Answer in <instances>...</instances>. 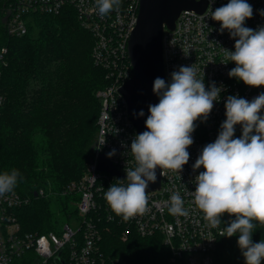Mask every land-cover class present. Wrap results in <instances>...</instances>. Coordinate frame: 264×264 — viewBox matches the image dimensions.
<instances>
[{"label": "built area", "instance_id": "built-area-1", "mask_svg": "<svg viewBox=\"0 0 264 264\" xmlns=\"http://www.w3.org/2000/svg\"><path fill=\"white\" fill-rule=\"evenodd\" d=\"M228 2L207 0L203 13L183 11L175 28L164 30L165 81L170 83L171 73L181 66L195 64L197 78L204 79L206 89L215 82L217 87L222 86V91L207 119L195 121V130L191 134L194 142L187 149L190 154L188 163L180 172L161 169L159 189L147 193V211L125 221L110 208L104 194L118 180H124L126 186L127 178L112 175L100 166L104 158L126 177V170L136 167L130 147L138 134L131 122L127 102L119 90L133 75L128 46L138 22L140 0H127L118 12L113 10L104 17L98 14L95 0H4L5 26L11 37H22L28 33L27 18L33 14L59 15L63 10H73L82 27L92 33L95 39L94 61L107 70L110 82L96 92L101 110L92 159L84 176L59 193L63 199L77 197L74 202L77 223L73 227L65 224L61 229L45 234L24 232L17 210L28 205L30 200L14 190L5 193L0 196V264H119V261L107 258L101 249L102 222L120 227L123 240H127L131 233L141 238L160 237L170 253L166 264H214V254L222 237L220 232L235 217L225 213L221 216L219 228L209 229L204 213L190 194L195 191L196 176L204 171L203 167L194 171L193 164L203 147L217 138L226 119L227 97L236 95L251 101L264 93V86L250 87L228 75L236 65L225 61L223 49L234 51L235 39L229 30L221 32V23L211 18L212 11ZM246 2L252 6L253 16L245 21L244 26L254 30L264 26V0ZM261 115H264V109ZM234 127L235 139L242 133V126ZM112 149L116 154L109 158L107 153ZM173 193H179L184 200V207L189 211L187 217L169 213ZM49 195L40 190L37 197Z\"/></svg>", "mask_w": 264, "mask_h": 264}, {"label": "trees", "instance_id": "trees-1", "mask_svg": "<svg viewBox=\"0 0 264 264\" xmlns=\"http://www.w3.org/2000/svg\"><path fill=\"white\" fill-rule=\"evenodd\" d=\"M126 3L121 0V6ZM27 19L28 33L11 37L0 16V174L18 171L14 191L30 200L17 210L22 228L45 234L57 231V212L66 216L77 200L59 193L84 176L92 159L101 110L96 92L110 81L94 61L92 33L73 10ZM40 190L50 195L35 197ZM253 223L252 240L260 242L264 225ZM100 230L104 255L119 264H166L169 258L160 237L131 233L123 240L121 228L107 222ZM238 239V233L221 237L214 264H245Z\"/></svg>", "mask_w": 264, "mask_h": 264}, {"label": "clouds", "instance_id": "clouds-1", "mask_svg": "<svg viewBox=\"0 0 264 264\" xmlns=\"http://www.w3.org/2000/svg\"><path fill=\"white\" fill-rule=\"evenodd\" d=\"M95 3L101 17L113 10L118 12L121 6V0ZM252 16L253 8L246 0H229L211 14L213 20L221 23L220 31L229 30L235 39L234 51L223 49L225 61L236 65L229 77L250 87H260L264 86V26L256 30L244 26ZM221 91L222 86L217 87L215 82L206 89L204 79L197 78L195 64L172 72L170 83L159 77L154 80L153 92L159 102L149 105L147 131L131 142L136 167L126 170V186L124 180H118L104 194L117 215L127 221L147 211L146 189L149 182H156L157 167L178 172L183 169L190 158L187 149L194 142L191 134L195 121L207 119ZM225 109L226 119L217 138L203 147L193 164L194 171L201 167L204 171L196 176V188L190 194L204 213L209 229L219 228L223 214L234 216L221 230V236L238 233L237 243L245 264H262L264 240L253 242L252 235L256 227L253 221L264 225V93L251 101L229 95ZM139 115L143 116V111ZM235 125L242 126V136L234 139ZM115 154L112 149L107 156ZM18 176L16 170L0 174V196L14 190ZM168 211L174 216L189 215L179 193L171 196Z\"/></svg>", "mask_w": 264, "mask_h": 264}, {"label": "water", "instance_id": "water-1", "mask_svg": "<svg viewBox=\"0 0 264 264\" xmlns=\"http://www.w3.org/2000/svg\"><path fill=\"white\" fill-rule=\"evenodd\" d=\"M206 7L207 0H140L138 22L128 46L133 75L119 90L127 102L137 134L147 131L145 121L149 115V105L159 102V97L153 92L154 80L157 77L165 80L162 46L165 28L173 30L183 11L203 13ZM141 111L143 116L139 115ZM100 167L112 175L127 178L104 158ZM155 171L157 180L155 183L149 182L147 193L160 187L161 169L157 167ZM34 195L37 197L38 193Z\"/></svg>", "mask_w": 264, "mask_h": 264}, {"label": "rangeland", "instance_id": "rangeland-1", "mask_svg": "<svg viewBox=\"0 0 264 264\" xmlns=\"http://www.w3.org/2000/svg\"><path fill=\"white\" fill-rule=\"evenodd\" d=\"M3 6H4V3L3 2L0 3V9H1L0 15L2 16V18L4 20V24H5L7 17H6V13L3 12ZM62 208H65V206L63 205ZM53 209L55 211H58V204L55 202L53 203ZM70 209L72 211L75 210V213H77L76 204H74V203L69 204V209L66 213L67 214L66 216H63L64 215L63 212H59V213L57 212L56 218L58 219V221H57V228L56 229H58V230H59V228L61 229L65 224H70L73 227L77 223L75 221H77L78 213L75 214L74 216H72V214L68 213ZM262 264H263V261H262Z\"/></svg>", "mask_w": 264, "mask_h": 264}]
</instances>
